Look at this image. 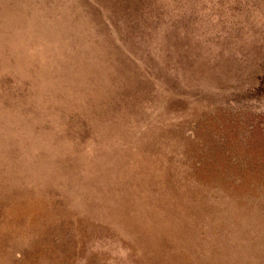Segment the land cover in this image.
Listing matches in <instances>:
<instances>
[{
    "label": "rangeland",
    "instance_id": "obj_1",
    "mask_svg": "<svg viewBox=\"0 0 264 264\" xmlns=\"http://www.w3.org/2000/svg\"><path fill=\"white\" fill-rule=\"evenodd\" d=\"M86 34L87 36H85ZM90 43L92 44L90 45L91 47L89 46ZM0 50H3V54H5L2 55L0 52V112H5L4 115L7 114L6 117H4L3 114L0 113V122H4L9 130L12 128L11 132L9 131L6 133L8 131L6 126L0 123V132L2 134L0 136V218L1 215L2 219L4 218V220L0 219L3 223V226L1 223L3 228H0V233L2 234H0V243H2V247L0 244L1 264H8V262L10 264H30L31 260L33 261H31V264H44V258H47V260H44L45 264H48L50 257L53 258V256L54 258L52 260L50 259V263L52 264H54V259L57 260H55V264H60V262L62 264H85L86 262L87 264H94V261H97L95 264H109L111 263L110 261H113L111 258L112 256L115 261L111 264H161L160 262H164V264H185V260H188L187 264H216L218 260L219 262H217V264H242L244 262V264H264V216H262L264 215V210H262L264 209V0H0ZM18 60L20 61L19 63L17 62ZM16 63L18 65H15ZM24 64L28 65H25L26 69L23 68ZM25 70L27 72H25ZM35 72H37V74H35ZM26 79L31 85L26 84ZM46 79L50 84H47L48 82ZM23 80L25 82H23ZM33 80H35L36 83ZM34 83L35 87L37 86L36 88L34 87ZM40 84H42L41 86L43 89H41ZM45 84L48 85L47 88L44 86ZM38 85L40 89H37L39 87ZM55 85L56 87H52ZM22 86L26 90H23ZM60 86H62V88H60ZM55 89L57 93L53 92ZM58 89L59 91L61 90V92L57 91ZM15 91L17 93L21 91L22 93L20 94L22 95L18 94V96L17 93L15 94ZM92 91L97 94H92ZM29 92L33 95L27 96ZM36 93L39 94L41 100L38 95H35ZM54 93H56L55 96ZM79 93L80 95L77 96ZM87 95L89 103L85 102ZM3 96L5 99H2ZM25 96L29 98L31 96L30 100ZM48 96L50 98H48ZM35 97L39 99L37 100ZM78 97H81V99ZM25 98L27 100H25ZM14 99L17 104L13 103L11 106L9 105L10 107L4 105L5 102L11 104L9 101L12 100V102H14ZM23 100L25 101L23 102ZM34 100H37L36 102L38 103L36 107L38 108L35 107L36 102L34 103ZM47 100H49L50 103H47ZM75 100L78 102L81 101V103L75 102ZM71 101H73L72 104ZM95 102L97 106L94 104ZM63 103H65V105ZM66 103L68 105L70 104L69 107L74 108V111L70 108L68 109ZM73 103L75 105H73ZM76 104L78 106L74 107ZM14 107H16L17 110ZM33 108L36 109V111H34ZM9 109L11 113L8 114L6 112H9ZM46 110L47 112H45ZM68 110L73 113L69 112L73 116L68 115ZM75 110L79 113L77 112V114ZM13 112L17 117L16 119L13 118L15 116H12ZM27 112L30 113L27 115ZM88 112L90 114H88ZM18 114H21L22 117L18 116ZM35 116H37V119ZM76 116H79L76 120L82 118L83 120H81L83 123L79 120L76 121L72 119V117L75 118ZM2 117H4V119L8 118L2 120ZM23 117L27 120L25 121ZM11 118H13V121H11ZM19 120L23 121L20 122ZM62 120H65L64 122L66 124H64V122L62 123ZM5 121L9 123V125ZM37 121L43 124L40 128L39 126L41 124L39 122L37 123ZM71 122L75 124L76 127L71 126ZM77 124H82V126L78 125L77 127ZM107 124L110 127L109 130L106 128L108 127ZM2 125H4L3 128L5 127V129L1 131ZM11 125L13 127H11ZM14 126L21 131L17 132ZM23 127L24 129L22 130ZM60 127H62L64 131H62ZM80 127H83L82 130ZM86 127L89 129L88 131ZM114 127H116V129ZM67 128L71 129L73 135L70 129L68 131ZM13 129L15 131H13ZM25 129H30L32 131L30 132L29 130L28 132ZM74 129L75 131H73ZM5 130L7 131L5 132ZM49 130L50 133H48ZM83 130L85 134H82L84 133ZM116 130L117 133L115 132L116 135H114V131ZM44 131L48 132L45 133ZM80 131H82V133ZM53 132L54 135L52 136ZM88 132L92 134L93 132H97L95 135H98L95 138L94 135L92 136L90 133L91 135L88 137L86 134ZM10 133L14 134L10 136ZM31 133L34 134L32 135ZM3 135L4 137L6 135V137L2 138ZM48 135L50 136L48 137ZM68 135L69 137H67ZM82 135H84L83 138H80V140L77 139L79 138L78 136L82 137ZM61 136L63 139L60 140L59 138H61ZM114 136L118 137L119 143ZM122 136L127 137L124 138ZM51 137L53 138L51 139ZM93 137L98 140L97 143H95L96 140L94 141ZM128 137L131 139H129L130 141L128 140L129 144L126 140ZM66 138L70 140L66 141ZM121 138H123V140ZM57 139L58 141H56ZM106 140L112 145L110 143L108 144ZM67 142L69 146H66V144H68ZM101 143H103L104 146L103 144L100 146ZM71 145L74 149L78 147L80 151L79 154L78 150L75 151L77 148L75 150L71 149L72 152L69 151V149L72 148ZM91 145H93V148ZM96 145L99 146H97V149ZM105 145L108 148H105ZM109 145L111 149H109ZM86 146L89 147V149L86 148ZM123 146L126 147L122 148ZM167 146L170 148L168 149ZM68 147L70 148L68 149ZM83 147L85 149H83ZM102 148L104 153L102 152ZM119 148H122L121 151L124 149V151L120 152ZM161 148L166 149L163 150ZM86 149L88 154L89 152L93 153H90L88 156ZM118 150L119 153L122 154L119 155ZM125 150L128 152L127 155L125 154ZM171 150H173L172 154ZM73 151L76 153L74 152L73 154ZM106 151L109 153H106ZM165 151L169 152L166 153ZM190 151L192 153H190ZM82 152L83 154H81ZM112 153L113 155L116 153L115 155L118 156V158L115 155L113 156ZM159 153L160 155L163 153V156L160 157ZM181 153L183 158L181 157ZM80 154L84 155V157H81ZM97 154H101L100 156L102 157L103 155V157L101 158ZM170 154L173 157L176 155V157L173 158ZM36 155L39 156L37 157ZM71 155L72 157H70ZM58 156L60 161L56 158ZM77 156L78 160L75 162L73 157L77 159ZM85 156H87V158ZM119 156L124 157V159H126L127 156V158H130L122 161L123 158H119ZM139 156H141V158ZM193 157L197 159L193 160ZM39 158L41 160H39ZM82 158L85 161H83ZM99 158L100 160H98ZM198 158L203 160L201 161ZM30 159L34 160V162L31 163L32 160L30 161ZM86 159H92L91 161L94 163L88 166L91 161L87 160V162ZM95 159H97V161ZM134 159L136 160L134 161ZM141 159H145L143 161L144 164L143 162L141 163ZM47 160H51V162ZM146 160L149 162V169H147L148 165ZM155 160L157 162L159 160L160 163L158 164ZM78 161L79 163L76 165ZM132 161L135 162V165ZM71 162H73V165ZM44 163L48 167L44 166ZM118 164H124L121 167L123 169L119 168L120 165L118 166ZM129 164H132L130 165V170L127 168ZM35 165L37 166V171ZM57 165L62 168L64 167L65 171L64 168L62 169ZM140 165L144 166L141 167ZM162 165H165V167ZM166 165L168 166L166 167ZM173 166L179 169L176 168L177 170H175ZM93 167H95V169H93ZM41 168L43 169L41 170ZM91 168L95 170V172L90 170ZM98 168L100 171H103L101 172L102 174L98 172ZM180 168L182 170H180ZM135 169H138V171ZM163 169L164 171H162ZM57 170H60V172ZM78 170L81 172L79 176L76 172ZM112 170H114L115 173L111 172ZM119 170L123 171L120 172ZM150 170L154 171L150 172ZM157 170L160 173H158ZM55 171L57 172L55 173ZM124 172L127 175L129 174V176L125 175V177H128L127 179L122 175ZM136 172H140L141 174L139 175ZM51 173H54L56 177L61 175L63 177L61 178V183L59 180L56 181L57 178H55V176L54 178L53 176L50 177L52 175ZM118 173L119 176L121 175V180L123 179L122 181L124 184L119 180L120 177L117 176ZM130 173L132 174L130 175ZM96 174L99 175L97 176ZM136 174L138 175L135 176ZM199 175L200 177H198ZM93 176L96 177L94 178ZM111 176H113V178ZM97 177H100V179H97ZM136 177L139 179L137 180ZM141 178L144 179L142 180ZM162 178L163 180L161 181ZM46 179L50 180V182L48 183ZM191 179L193 181H191ZM127 181L131 182H129L130 185ZM214 181L216 183H214ZM134 182H136V184ZM90 183L94 185L92 186ZM105 183H107L106 186ZM196 183L197 187L195 185ZM203 183L207 187H204ZM220 183L222 185H220ZM83 184L85 185L83 186L84 188L81 187ZM149 184L152 188L154 186V189H152ZM56 185L57 187H55ZM90 186H92V189ZM104 186L107 190H105ZM130 187L134 189L132 193H130ZM145 187L147 190L148 188L150 190L146 191ZM156 187L161 189L162 192L156 190ZM78 188H80L79 191L87 192H79L77 190ZM113 188L116 191L119 190V192L113 193ZM125 188L128 190H125ZM192 188L196 190H194V193L192 191L193 194L191 193L190 196L189 192H191L190 190H192ZM202 188L204 190H201ZM209 188L211 189L209 190ZM48 189L51 190H49L51 195L48 194ZM136 189L139 191L135 192ZM140 189L142 190L140 191ZM170 189H172L171 191L174 195H170ZM233 189H235V191ZM54 190L56 192H54ZM92 190L96 192L92 193ZM145 191L146 193L144 195ZM165 191L166 193H164ZM206 191H209V193L207 194ZM106 192L110 193L112 197ZM120 192L124 193L120 194ZM200 192L201 194H199ZM210 192L213 193V196ZM77 193L79 196L75 195ZM86 193L88 198L85 196ZM98 193H101V195L99 196ZM158 193L162 197L161 199L159 195H157ZM163 193L165 195H162ZM215 193L218 198L216 195L214 196ZM80 194L84 196L82 197ZM91 194L94 198H91ZM130 194H132V196ZM194 194H196L195 197H193ZM41 195L44 196V199L41 198ZM52 195H59L56 196L58 199L56 197L53 198ZM143 195L147 199L145 197L142 199ZM168 195H170L169 198H167ZM182 195H186V197ZM49 196H52L53 200L50 197L52 201ZM101 196L105 197H103L104 200L103 198L101 199L102 202L98 199ZM140 196L142 198H139ZM164 196L166 199H163ZM209 196L210 198H208ZM107 197L111 202H105ZM131 197L132 199H130ZM191 197H193L195 201L197 200L196 205ZM126 198L129 199L127 200ZM134 198L135 200H133ZM237 198H239V200ZM256 198L257 200H255ZM116 199H120V206ZM159 199L161 202H158ZM185 199L187 201L183 204ZM217 199L220 203L217 202ZM43 200L48 201L46 203V201ZM189 200L192 203H189ZM49 201L52 203L47 207ZM167 201L171 202L169 203ZM78 203L80 205H78ZM197 203L201 205L197 206ZM59 204L61 206H59ZM63 204L65 209L63 208ZM98 204L101 205L98 206ZM111 204L115 205L113 206L116 207V209L113 208L115 211L118 210V213L120 212L119 215H116V212L111 208ZM174 204L176 207H174ZM210 204L214 205L211 206ZM248 205H252V207L248 208ZM39 206H42V208H39ZM55 206L60 207L58 208L60 210L58 211ZM96 206L101 209L96 208ZM191 206H193V208ZM214 206H216V208ZM243 206L245 207L243 208ZM34 207L37 208H35L36 211ZM147 207L148 211L146 210ZM164 207L166 208L164 209L166 212L163 210ZM168 207L172 210L169 211L170 208ZM190 207L193 209L192 211ZM208 207H212L213 210ZM71 208L72 210H70ZM75 208L78 209V211H76ZM157 208H159V210ZM255 209H257L258 212L253 211ZM93 210H97L100 214L96 211L93 212ZM131 210L133 213H130ZM153 210L159 212L156 213ZM27 211L29 213L32 212L29 217ZM175 211L178 214H176ZM182 211H184V213H182ZM237 211L238 213L236 214ZM79 212L81 213L79 214ZM82 212L85 213L86 216H90V213H92L95 217L90 216V218H88L85 216L84 219V214ZM144 212L148 214L147 218L149 216L147 220ZM217 212L218 214H216ZM231 212H233V215H231ZM101 213L102 216H105H100ZM244 213L247 217L244 216ZM256 213L259 215L262 213L260 215L262 218L259 215L257 216ZM19 214L21 216H19ZM97 214L100 216V219L98 218L99 223L96 219L98 217L96 216ZM107 214L109 215L107 216ZM112 214L115 217L113 220L111 219L113 217ZM172 214L173 216H171ZM182 214H184V217ZM36 215L37 217L40 215L42 218H37ZM109 217L112 223L115 221V226L111 221L107 222ZM166 217H168V220ZM181 217L185 221H183ZM172 218L174 219L173 222L175 225L171 224ZM41 219L42 221H40ZM78 219L81 221L83 219L84 222L82 221V223L84 225L80 223ZM260 219L262 221H259ZM88 220H93V222L89 221L88 223ZM118 220L123 223L121 229L119 227L121 224ZM254 220L255 222H253ZM187 221L189 222L186 223ZM198 221L200 222L198 223ZM258 221L260 226L257 224ZM18 222L20 224H17ZM101 222L102 226L100 227ZM223 222L227 223V226L223 224ZM94 223L97 225H94ZM7 224L8 227L5 230ZM24 224L30 225H27V227ZM78 224L81 226L79 227ZM118 224L120 225L118 226ZM165 224L168 226L171 224L173 227L169 226V230L168 226ZM221 224L226 227L224 228ZM19 225L21 227H17ZM123 225L125 227H123ZM174 226L178 229H175L176 227ZM232 226L234 227L232 228ZM110 227L114 230H111ZM182 227L184 230L181 229ZM8 228L11 231H8ZM14 228L17 230H14ZM34 228H37V230ZM122 228L125 230L123 231L124 233L121 234ZM99 229L103 231L104 229L105 231L110 229V231L106 232L107 235H105V231L103 232ZM34 230L39 234L35 233ZM94 230L103 232V237L101 236L102 233ZM174 230L175 233L173 232ZM210 230L212 232H209ZM229 230L231 231L230 233ZM42 231L44 233L43 235ZM111 231H113V234H111ZM115 231L117 233H115ZM13 232L15 234H13ZM91 232L93 234L90 235ZM191 232L194 235L189 234L191 236L190 238L187 233ZM99 233L101 238H104V235L109 237L104 238L108 245L107 243H103L102 245L104 239H102L103 241L101 243L99 242ZM118 233L120 235L116 237L117 241L120 239L119 242H117L115 238V234L118 235ZM176 233L178 235H176ZM8 234L11 235L10 237L13 235L15 237H12L10 240ZM86 234H89L90 237H94L98 242L94 240V238L92 239V237H87ZM128 234H130V236L132 235L131 238ZM179 234L182 237L185 235L186 238L184 237L182 241ZM110 235H114V237H110ZM133 235L139 239L133 237ZM170 235H175L179 238L175 236L171 237ZM80 236H82V239ZM147 236H149L150 239L152 238V240ZM121 237H123V239H121ZM162 237L164 238L162 239ZM84 238L94 240V244L92 243L89 248L88 244L92 242V240L89 241L87 239L88 241L86 240L85 244L83 243ZM113 238L115 239L113 240ZM132 238L137 241L135 242ZM194 238H196V240ZM209 238L213 240L209 241L211 240ZM251 238L252 240H250ZM168 239H171V241ZM189 239L192 244L189 242ZM158 240L160 241L158 242ZM202 240L206 241H204L205 244L202 243ZM5 241L6 245H4ZM95 241L97 244H95ZM108 241L111 243L109 244ZM177 241H181L182 246L179 242L175 244ZM236 241L238 242L234 243ZM24 242L28 244H24ZM156 243L157 245H153ZM55 244L57 248L54 247ZM189 244H191V247H188ZM193 244L196 245L194 246ZM203 245L204 248H202ZM47 246L50 248L47 249ZM63 246L67 248L65 251H63ZM141 246L142 248H140ZM144 246H148V250ZM161 246L163 248H160ZM174 246L179 249H176V251ZM143 247L144 252L140 251ZM108 248H110L111 252H108ZM166 248H168V251H165ZM54 249L58 251L55 252ZM97 249L98 252L100 251L99 255H97ZM51 250L55 253L51 252ZM105 250L108 254L105 253ZM154 250L157 252H154ZM101 252L105 254H101ZM139 252L140 254H138ZM145 252H148V259H146L149 262L145 260ZM57 253L60 254L61 257L58 256ZM162 253L164 256L168 253L172 254H169L170 257L169 255L163 257ZM42 254H44L43 258L41 257ZM106 254L108 256H106ZM114 255L116 256L114 257ZM156 255H158V258L162 259L163 257L164 259L160 260L156 258ZM171 255L174 256V258H171ZM109 256L111 257L109 258ZM176 256L179 257L177 258ZM4 257L7 261H4ZM36 257H39V259ZM151 257L153 259H151ZM167 257L171 258V260ZM8 258H10L11 261H9L10 259L8 260ZM18 258L20 260H18ZM183 258L185 260H183ZM247 258H250V261H247ZM103 259L105 261H103ZM174 259L178 260L175 261ZM200 259L202 261H200ZM25 260L26 263L24 262ZM41 261H43V263Z\"/></svg>",
    "mask_w": 264,
    "mask_h": 264
},
{
    "label": "bare ground",
    "instance_id": "obj_2",
    "mask_svg": "<svg viewBox=\"0 0 264 264\" xmlns=\"http://www.w3.org/2000/svg\"><path fill=\"white\" fill-rule=\"evenodd\" d=\"M87 33H88V32H87ZM90 34H91V33H90ZM90 34H89V35H90ZM85 36H87V34H86ZM85 36H84V37H85ZM90 36H92V35H90ZM90 36H89V37H90ZM86 38H87V37H86ZM86 38H85V39H86ZM94 39H95V37H94ZM88 41H89V40H88ZM92 41H93V40H92ZM94 43H95V42H94ZM90 45H92V44L90 43L89 46H90ZM89 46H88V47H89ZM90 47H91V46H90ZM3 49H5V48H3ZM89 49H90V48H89ZM97 49H98V48H97ZM87 51H88V50H87ZM0 52H1L2 55H5V54H3V50H2V51L0 50ZM85 52H86V51H85ZM90 52H91V51H90ZM88 53H89V52H88ZM99 53H100V52H99ZM6 57H7V56H6ZM1 58H2V57H1ZM12 58H14V57H12ZM19 59H20V58H19ZM12 60H13V59H12ZM20 60H21V59H20ZM17 62L19 63L20 61L18 60ZM22 63H23V62H22ZM9 64H10V63H9ZM15 65H18V64L16 63ZM25 65H26V64H24V67H23V68H25ZM20 66H21V64H20ZM22 66H23V64H22ZM26 66H28V65H26ZM9 67H10V66H9ZM11 67H12V66H11ZM197 67H198V66H197ZM197 67H196V68H197ZM15 68H16V67H15ZM7 69H11V68H7ZM25 69H26V68H25ZM10 71H13V70H10ZM176 71H177V70H176ZM25 72H27V71L25 70ZM33 74H34V73H33ZM35 74H37V72H35ZM31 76H32V75H31ZM34 77H36V76H34ZM19 79H20V78H19ZM34 79H36V78H34ZM16 80H17V79H16ZM24 80H25V79H24ZM24 80H23V82H25ZM46 80H47V79H46ZM33 81L36 83L35 80H33ZM21 82H22V81H21ZM26 82H27V79H26ZM29 82H30V81H29ZM38 82H39V81H38ZM38 82H37V83H38ZM47 82H48V80H47ZM47 82H46V83H47ZM31 83H32V82H31ZM35 83H34V87H35ZM40 83H41V81H40ZM96 83H97V82H96ZM26 84H30V83L27 82ZM32 84H33V83H32ZM43 84H44V83H43ZM47 84H50V83L48 82ZM47 84L44 85L46 88H47V86H48ZM30 85H31V84H30ZM41 85H42V84H40V86H41ZM58 85H59V84H58ZM60 85H61V84H60ZM62 85H63V84H62ZM38 86H39V85H38ZM40 86H39L37 89H40ZM49 86H51V85H49ZM65 86H66V85H65ZM32 87H33V86H32ZM32 87H31V88H32ZM36 87H37V86H36ZM36 87H35V88H36ZM52 87H56V85H55V86H52ZM52 87H48V88H52ZM22 88H23V86H22ZM26 88H27V87H26ZM46 88H45V90H46ZM60 88H62V86H60ZM76 88H77V87H76ZM41 89H43L42 86H41ZM23 90H26V89L23 88ZM23 90H22V92H23ZM45 90H43V91H45ZM49 90H50V89H49ZM51 90H54V89H51ZM65 90H66V88H65ZM17 91H18V90H17ZM27 91H28V88H27ZM29 91H30V90H29ZM35 91H36V90H35ZM43 91H41V92L44 93ZM57 91H59V89H58ZM62 91H63V90H62ZM95 91H96V90H95ZM97 91H98V90H97ZM22 92L20 91L19 93H17V92L15 91V94L17 93V95H18V94H19V95H22V94H20V93H22ZM24 92H25V91H24ZM30 92H31V91H30ZM30 92L27 94V96H29V95H33V94H31L32 92H31V93H30ZM33 92H34V90H33ZM36 92H37V91H36ZM49 92H50V91H49ZM53 92H56V89H55V91H53ZM53 92H52V93H53ZM59 92H61V90H60ZM88 92H89V91H88ZM52 93H51V94H52ZM56 93H57V92H56ZM56 93H54V96L56 95ZM100 93H101V92H100ZM7 94H8V93H7ZM23 94H24V93H23ZM25 94H26V93H25ZM40 94H41V93H40ZM92 94H97V93H94V91H92ZM19 95H18V96H19ZM35 95H36V96L38 95V97H39V94H38V93H36ZM35 95H34V96H35ZM52 95H53V94H52ZM78 95H80V93L77 94V96H78ZM88 95H89V94H88ZM88 95H87V97L85 98V99H86L85 102H88ZM9 96H10V95H9ZM9 96H8V97H9ZM27 96H25V97H27ZM44 96H45V94H44ZM6 97H7V95H6ZM10 97H12V96H10ZM38 97H37V98L35 97V99L38 100V99L40 98V97H39V98H38ZM73 97H74V96H73ZM81 97H82V96H81ZM81 97H78V98L81 99ZM94 97H95V96H94ZM96 97H98V96H96ZM15 98H18V97H15ZM22 98L24 99L23 96H22ZM22 98H20V99H22ZM27 98H29V97H27ZM30 98H31V96H30ZM30 98H29L28 100H30ZM45 98H47V97H45ZM48 98H50V97L48 96ZM83 98H84V97H83ZM89 98H90V97H89ZM2 99H5L4 96H3ZM9 99H10V98H9ZM11 99H12V98H11ZM20 99H19V100H20ZM58 99H59V98H58ZM70 99H71V98H70ZM12 100H13V99H12ZM12 100L9 101V102H11V104H9V103L7 104V103L5 102L4 105H5V106H6V105H8V106L10 105V106H11L13 103L16 102L15 99H14V102H12ZM25 100H27V99L25 98ZM25 100H23V102H24ZM32 100H33V97H32ZM32 100H31V101H32ZM37 100H36V101H37ZM40 100H41V98H40ZM50 100H51V99H50ZM76 100H78V99H76ZM76 100H75V102H78V101H76ZM92 100H93V99H92ZM20 101H21V100H20ZM20 101H19V102H20ZM36 101L34 100V103H35ZM47 101H48L47 103H50L49 100H47ZM83 101H84V100H83ZM89 101H90V100H89ZM1 102H2V101H1ZM17 102H18V100H17ZM21 102H22V101H21ZM72 102H73V101H71V104H72ZM79 102L81 103V101H79ZM79 102H78V103H79ZM90 102H91V101H90ZM25 103H27V102H25ZM28 103H29V102H28ZM30 103L33 104L32 102H30ZM37 103H38V102L35 103V104H36L35 107L37 106ZM59 103H60V101H59ZM88 103H89V102H88ZM2 104H3V103H2ZM15 104H17V103H15ZM19 104H20V103H19ZM22 104H24V103H22ZM22 104H21V105H22ZM63 104L65 105V103H63ZM66 104H67V103H66ZM85 104H87V103H85ZM94 104L97 106V103H96V102H95ZM48 105H49V104H48ZM48 105H47V106H48ZM60 105H61V103H60ZM69 105H70V104H69ZM69 105H68V104L66 105V106H68L67 108H68V109L70 108L72 111H74V110H73L74 108L69 107ZM73 105H75V104L73 103ZM82 105H83V104H82ZM0 106H1V104H0ZM10 106H9V107H10ZM23 106H24V105H23ZM77 106H78V105L76 104V106H74V107H77ZM33 107H34V106H33ZM35 107H34V108H35ZM72 107H73V106H72ZM82 107H83V106H82ZM0 108H1V107H0ZM5 108H7V107H5ZM14 108H16V107H14ZM34 108H33V109H34ZM36 108H38V107H36ZM2 109H3V108H2ZM33 109H32V110H33ZM4 110H5V109H4ZM16 110H17V108H16ZM19 110H20V109H19ZM29 110H31V109H29ZM47 110H48V109H47ZM47 110H46L45 112H47ZM92 110H93V109H92ZM92 110H91V111H92ZM98 110H99V109H98ZM5 111H7V110H5ZM26 111H27V109H26ZM34 111H36V109H34ZM75 111H76V110H75ZM79 111H80V110H79ZM15 112H16V111H15ZM17 112H19V111H17ZM24 112H25V111H24ZM48 112H49V111H48ZM69 112H70V111L68 110L67 113H69ZM77 112H78V111H76V113H77ZM98 112H99V111H98ZM0 113H2L4 117H6V115H7V114L4 115L5 112H4V113H3V112H0ZM6 113H8V114L11 113V112H10V109H9V112H6ZM21 113H22V112H21ZM28 113H30V112H27V115H28ZM70 113H72V112H70ZM70 113H69L68 115L73 116V115H72L73 113H72V114H70ZM74 113H75V112H74ZM78 113H79V112H78ZM78 113H77V114H78ZM81 113H82V112H81ZM84 113H85V112H84ZM2 114H1V115H2ZM25 114H26V113H25ZM25 114H24V116H25ZM88 114H90V113L88 112ZM16 115H17V114H16ZM36 115H37V112H36ZM64 115H65V113H64ZM68 115H67V117H68ZM74 115H76V114H74ZM83 115H84V114H83ZM12 116H15V115H14V112L12 113ZM18 116L22 117L21 114H18ZM81 116H82V114H81ZM4 117H2V120H6V119L8 118V117H7L6 119H4ZM30 117H31V115H30ZM30 117H29V118H30ZM77 117H79V116H76L75 118L72 117V119H75V120H76ZM82 117H83V116H82ZM86 117H87V116H86ZM86 117H85V118H86ZM13 118L16 119L17 117L15 116V117H13ZM13 118H11V119H12L11 121H13ZM23 118H24V117H23ZM27 118H28V117H27ZM31 118L33 119V117H31ZM35 118L37 119V116H35ZM35 118H34V119H35ZM64 118H65V117H64ZM83 118H84V117H83ZM88 118H89V117H88ZM103 118H104V117H103ZM18 119H19V117H18ZM20 119H21V118H20ZM24 119H25V121L27 120L26 118H24ZM62 119H63V118H62ZM68 119H69V118H68ZM81 119H82V118H81ZM81 119H80V120L77 119V120H79V121L82 122L83 119H82V120H81ZM101 119H102V118H101ZM57 120H58V119H57ZM75 120H74V121H75ZM77 120H76V121H77ZM102 120H104V119H102ZM7 121H8V120H7ZM17 121H18V120H17ZM19 121L21 122V121H23V120H19ZM64 121H65V120H62V123H63ZM68 121H71V120H68ZM85 121H86V119H85ZM5 122H6V121H5ZM8 122H9V121H8ZM20 122H19V123H20ZM38 122L41 124L40 121H37V123H38ZM43 122H44V121H43ZM45 122H46V121H45ZM60 122H61V121H60ZM81 122H79V123H81ZM101 122H103V121H101ZM0 123L4 124V125L6 126V124H5L4 122H0ZM6 123H7V122H6ZM9 123H10V122H9ZM9 123H7V124L9 125ZM15 123H16V122H15ZM15 123H14V124H15ZM17 123H18V122H17ZM23 123H24V122H23ZM25 123H26V122H25ZM69 123H70V122H69ZM75 123H76V122H75ZM82 123H83V122H82ZM85 123H86V122H85ZM89 123H90V122H89ZM99 123H100V121H99ZM104 123H105V121H104ZM106 123H108V122H106ZM64 124H66V123L64 122ZM64 124H63V125H64ZM71 124H72V122H71ZM87 124H88V123H87ZM87 124H86V125H87ZM92 124H93V123H92ZM108 124H109V123H108ZM108 124H107V125H108ZM4 125L1 126V127H2L1 131L5 129V127L3 128ZM36 125H39V124H36ZM42 125H43V124H41V125L39 126V128H40ZM56 125H57V123H56ZM78 125H81V126H82V124H77V127H78ZM86 125H85V126H86ZM89 125H90V124H89ZM71 126H73V127L75 126V127H76L75 124H72ZM110 126H111V125H110ZM11 127H13V126L11 125ZM11 127H10V128H11ZM33 127H35V126H33ZM43 127H44V126H43ZM62 127H63V126H62ZM62 127H60V129H61ZM64 127H65V126H64ZM66 127H67V126H66ZM91 127H92V125H91ZM6 128H7V126H6ZM80 128H81V127H80ZM82 128H83V127H82ZM82 128H81V130H82ZM106 128H108L107 130H109V128H110L109 125H108V127H106ZM114 128L116 129V127H114ZM114 128H113V129H114ZM14 129H16L17 132H18V131H21V130H18L15 126H14ZM14 129H13V131H15ZM20 129H21V128H20ZM23 129H24V127L22 128V130H23ZM30 129H31V128H30ZM30 129H29V130H30ZM34 129H35V128H34ZM54 129H55V128H54ZM54 129H52V130H54ZM58 129H59V128H58ZM64 129H65V128H64ZM67 129H68V131H69L70 128H67ZM78 129H79V128H78ZM86 129H87V127H86ZM7 130H8V131H7ZM7 130H5V132L7 131L6 133H8L9 131L11 132L12 128H11V130H9V129L7 128ZM25 130H27V129H25ZM29 130H27V131L29 132ZM76 130H77V129H76ZM84 130H85V129H84ZM84 130H83V132H84ZM88 130H89V129H87V131H88ZM31 131H32V130H30V132H31ZM62 131H64L63 128H62ZM73 131H75V129H74ZM44 132H45V131H44ZM47 132H48V131H46L45 133H47ZM51 132H52V131H51ZM70 132H71V129H70ZM80 132L82 133V131H80ZM109 132H110V131H109ZM111 132H112V131H111ZM115 132L117 133V130L114 131V135H116ZM6 133H5V134H6ZM15 133H16V132H15ZM22 133H26V132H22ZM48 133H50V130H49ZM90 133H91V132H90ZM90 133H89V132L86 133L88 137H89V135L92 134V133H91V134H90ZM96 133H97V132H93V134H92V136L94 135L95 138H96L97 135H98V134L95 135ZM107 133H108V132H107ZM11 134L13 135L14 133H10V136H11ZM16 134H17V133H16ZM20 134H21V133H20ZM20 134H18V135H20ZM31 134L33 135L34 133H31ZM51 134H52V133H51ZM67 134H70V133H67ZM71 134H72V132H71ZM82 134H85V132L82 133ZM108 134H110V133H108ZM1 135H2V134H1V132H0V136H1ZM53 135H54V132H53L52 136H53ZM72 135H73V134H72ZM72 135H71V136H72ZM29 136H30V135H29ZM42 136H46V135H42ZM49 136H50V135H48V137H49ZM56 136H57V134H56ZM64 136H65V135H64ZM83 136H84V135H82V137L78 136L79 138H77L76 136H74V137H76L77 139L80 140V138H83ZM127 136H128V135H127ZM127 136H126V137H127ZM5 137H6V135H5ZM5 137H4V135H3L2 138H5ZM12 137H13V136H12ZM12 137H11V138H12ZM67 137H69V135H68ZM94 137H93V138H94ZM114 137H115V136H114ZM122 137H124V136H122ZM126 137H124V138H126ZM9 138H10V137H9ZM9 138H8V139H9ZM14 138H16V137H14ZM17 138H18V137H17ZM52 138H53V137H51V139H52ZM72 138H73V137H72ZM72 138H71V140H72ZM76 138H75V139H76ZM95 138H94V141L96 140L95 143H97L98 140L95 139ZM115 138H117V141H118V137H115ZM55 139H56V138H55ZM59 139H60V140L63 139L62 136H61V138H59ZM86 139H88V138H86ZM121 139L123 140V138H121ZM129 139H130L129 137H128V139H126L127 142H128V144H129V141L131 140V139H130V140H129ZM0 140H1V139H0ZM2 140H3V139H2ZM67 140H70V139H69V138H68V139L66 138V141H67ZM107 140H108V139H107ZM107 140H106V142L109 144L110 142L107 141ZM122 140H121V141H122ZM126 140H125V141H126ZM128 140H129V141H128ZM56 141H58V139H57ZM62 141H63V140H62ZM62 141H61V142H62ZM82 141H83V139H82ZM91 141H92V140H91ZM103 141H104V140H103ZM2 142H3V141H2ZM64 142H65V141H64ZM87 142H88V141H87ZM106 142H105V143H106ZM115 142H116V141H115ZM115 142H113V143H115ZM123 142H124V141H123ZM132 142L134 143L133 140H132ZM132 142H130V143H132ZM67 143H68V142H67ZM81 143H82V142H81ZM89 143H91V142H89ZM103 143H104V142H103ZM103 143H101L100 146H101ZM107 143H106V145H107ZM118 143H119V141H118ZM1 144H2V143H1ZM3 144H4V142H3ZM3 144H2V145H3ZM60 144H61V143H60ZM110 144H111V143H110ZM72 145H73V144H72ZM72 145H71V146H72ZM106 145H105V148L107 147ZM111 145H112V144H111ZM115 145H116V144H115ZM117 145H119V144H117ZM120 145H123V144H120ZM66 146H69V143L66 144ZM66 146H65V148H66ZM71 146H70V147H71ZM76 146H77V144H76ZM76 146H75V147H76ZM84 146H85V145H84ZM91 146H92V148H93V145H91ZM97 146H98V145H96V149L99 147V146H98V147H97ZM103 146H104V144H103ZM70 147H68V149H69ZM109 147H110V145H109ZM112 147H114V146H112ZM115 147H116V146H115ZM120 147H121V146H120ZM124 147H126V146H123L122 148H124ZM127 147L129 148L130 146H127ZM167 147H168V149L170 148L169 146H167ZM76 148H77V149H76ZM76 148H75V149H76V150H75V149L73 148V146H72V148H70L69 151H71V149H74L75 151H77V150H78V147H76ZM81 148H82V146H81ZM86 148L89 149V147H87V146H86ZM105 148H104V149H105ZM107 148H108V147H107ZM122 148H121V149H122ZM130 148H131V147H130ZM83 149H85V148L83 147ZM94 149H95V148H94ZM109 149H111V147H110ZM117 149H118V148H117ZM119 149H120V148H119ZM121 149H120V152H123L124 149H123L122 151H121ZM125 149H126V148H125ZM161 149L165 150L166 148H165V149H164V148H161ZM188 149H189V147H188ZM193 149H194V148H193ZM196 149H197V148H196ZM90 150H91V148H90ZM98 150H99V149H98ZM107 150H108V149H107ZM129 150H130V149H129ZM129 150H128V151H129ZM220 150H222V149H220ZM225 150H226V149H225ZM75 151H73V154H74ZM86 151H87V149H86ZM95 151H96V150H95ZM95 151H94V152H95ZM103 151H104V150H103V148H102V152H103ZM126 151H127V150H125V152H126ZM172 151H173V150H171V154H172ZM198 151H199V150H198ZM71 152H72V151H71ZM79 152H80V151L78 150V154H79ZM102 152H101V153H102ZM107 152H108V151H106V153H107ZM129 152H130V151H129ZM159 152H160V150H159ZM165 152H166V151H165ZM168 152H169V151H167L166 153H168ZM222 152H223V151H222ZM225 152H226V151H225ZM59 153H60V152H59ZM75 153H76V152H75ZM90 153H93V152H89V154H90ZM95 153H96V152H95ZM97 153H98V152H97ZM103 153H104V152H103ZM108 153H109V152H108ZM118 153H119V150H118ZM127 153H128V152H126L125 154L127 155ZM174 153H175V152H174ZM190 153H192V152L190 151ZM81 154H83V152H82ZM81 154H80V155H81ZM87 154H88V151H87ZM89 154H88V156H89ZM115 154H116V153H115ZM115 154H114V155H115ZM120 154H122V153H119V155H120ZM171 154H170V155H171ZM196 154H197V153H196ZM199 154H200V153H199ZM60 155H61V153H60ZM67 155H68V151H67ZM93 155H94V154H93ZM97 155H98V154H97ZM100 155H101V154H99L98 156H100ZM112 155H113V153H112ZM114 155H113V156H114ZM126 155H125V156H126ZM178 155H180V154H178ZM191 155H192V154H191ZM194 155H195V154H194ZM206 155H207V154H206ZM36 156L38 157L39 155H36ZM113 156H112V157H113ZM115 156H116V155H115ZM123 156H124V153H123ZM159 156L162 157V156H163V153H162L161 155H160V153H159ZM171 156H172V155H171ZM183 156H184V155H183ZM63 157H64V156H63ZM70 157H72V155H71ZM70 157H69V158H70ZM81 157H84V155H81ZM81 157H79V158H81ZM85 157L87 158V156H85ZM95 157H96V156H95ZM95 157H94V158H95ZM100 157H101V156H100ZM102 157H103V155H102ZM102 157H101V158H102ZM116 157L118 158V156H116ZM120 157H122V156H119V158H120ZM127 157H128V156H127ZM127 157H126V159H124V157H122V158H123L122 161H124V160H128V159L130 158V157H129V158H127ZM139 157L141 158V156H139ZM172 157H173V156H172ZM174 157H176V155H174ZM174 157H173V158H174ZM181 157H182V153H181ZM196 157H197V156H196ZM56 158H58V160L60 161L59 156L56 157ZM60 158H61V157H60ZM67 158H68V157H67ZM75 158H76V157H73V159H74L75 162H76V160H78V156H77V159H75ZM97 158H98V157H97ZM117 158H116V159H117ZM143 158H144V157H143ZM143 158H142V159H143ZM157 158H159V157H157ZM164 158H165V157H164ZM182 158H183V157H182ZM199 158H200V157H199ZM199 158H198V159H199ZM202 158H203V156H202ZM205 158H206V157H205ZM211 158H212V157H211ZM61 159H62V158H61ZM65 159H66V157H65ZM82 159H83V158H82ZM131 159H132V158H131ZM137 159H138V158H137ZM142 159H141V160H142ZM161 159H163V158H161ZM165 159H166V158H165ZM194 159H197V158H194V157H193V160H194ZM31 160H32V159H30V161H31ZM35 160H36V159H35ZM39 160H41V159L39 158ZM55 160H57V159H55ZM87 160L91 161L92 159H86V161H87ZM95 160L97 161V159H95ZM98 160H100V158H99ZM104 160H105V159H104ZM104 160H102V161H104ZM120 160H121V159H120ZM135 160H136V159H134V161H135ZM138 160H140V159H138ZM144 160H145V159H144ZM144 160H142L141 163H142ZM156 160H157V159H156ZM156 160H155V161H156ZM163 160H164V159H163ZM199 160H201V159H199ZM202 160H203V159H202ZM202 160H201V161H202ZM205 160H206V159H205ZM205 160H204V161H205ZM47 161H48V160H47ZM80 161H81V160H80ZM83 161H85V160L83 159ZM114 161H115V160H114ZM134 161H132V162H133V164L135 165V162H134ZM155 161H154V162H155ZM166 161H168V160H166ZM201 161H200V162H201ZM207 161H208V160H207ZM33 162H34V160L31 161V163H33ZM39 162H40V161H39ZM48 162H51V160L48 161ZM56 162H58V161H56ZM75 162H74V163H75ZM87 162H88V161H87ZM126 162H127V161H126ZM126 162H125V163H126ZM128 162H129V161H128ZM137 162H138V161H137ZM146 162H147L148 168L146 167V166H147L146 164H145V165H146L145 167H146L147 169H149V164H148L149 162H148L147 160H146ZM151 162H152V161H151ZM156 162H157V161H156ZM163 162H164V161H163ZM163 162H162V163H163ZM169 162H170V161H169ZM177 162H178V161H177ZM177 162H176V164H178ZM37 163H38V162H37ZM46 163H47V162H46ZM54 163H55V161H54ZM54 163H53V164H54ZM71 163H72V165H73V162H71ZM78 163H79V161L76 163V165H77ZM92 163H94V162L91 161V163H89L88 166H90V164H92ZM138 163H139V162H138ZM141 163H139V164H141ZM152 163H153V162H152ZM157 163H158V164L160 163L159 160H158ZM127 164H128V163H127ZM143 164H144V162H143ZM163 164H165V163H163ZM172 164H173V162H172ZM180 164H181V163H180ZM33 165H34V164H33ZM33 165H32V166H33ZM54 165H55V164H54ZM119 165H120V164H118V166H119ZM123 165H124V164H123ZM123 165H120L119 168H121ZM130 165H132V164H129V165H128V167H127L128 169L131 167ZM137 165H138V164H137ZM155 165H156V164H155ZM155 165H154V166H155ZM174 165H175V164H174ZM178 165H179V164H178ZM194 165H195V164H194ZM197 165H198V164H197ZM205 165H206V164H205ZM35 166H36V165H35ZM44 166H46L45 163H44ZM57 166H58V165H57ZM57 166H56V167H57ZM80 166H81V165H80ZM96 166H97V164H96ZM100 166H101V165H100ZM104 166H105V165H104ZM104 166H103V167H104ZM126 166H127V165H126ZM140 166H141V165H140ZM143 166H144V165H143ZM143 166H141V167H143ZM154 166H153V167H154ZM162 166L165 167V165H162ZM167 166H168V165H166V167H167ZM245 166H246V164H245ZM38 167H39V163H38ZM46 167H48V166H46ZM51 167H53V166H51ZM58 167H60V166H58ZM81 167H82V166H81ZM84 167H86V166H84ZM101 167H102V166H101ZM112 167H113V165H112ZM164 167H163V168H164ZM170 167H171V166H170ZM179 167H180V165H179ZM189 167H190V166H189ZM39 168H40V167H39ZM60 168H62V167H60ZM60 168H59V169H60ZM63 168H64V167H63ZM63 168H62V169H63ZM72 168H73V166H72ZM72 168H71V169H72ZM88 168H90V167H88ZM96 168H97V167H96ZM117 168H118V167H117ZM119 168H118V169H119ZM135 168H138V167H135ZM146 168H145V169H146ZM156 168H157V165H156ZM171 168H172V167H171ZM173 168H174L175 170L179 169V168H177V167H176V168H177V169H176L174 166H173ZM42 169H43V168H41V170H42ZM56 169H57V168H56ZM80 169H81V168H80ZM93 169H95V167H93ZM93 169L91 168L90 170H93ZM101 169H102V168H101ZM111 169H112V168H111ZM121 169H123V168H121ZM138 169H139V168H138ZM138 169H135V170L138 171ZM153 169H154V168H153ZM195 169H196V168H195ZM69 170H70V169H69ZM87 170H88V169H87ZM98 170H99V168H98ZM102 170H104V169H102ZM129 170H130V169H129ZM143 170H144V169H143ZM180 170H182V169L180 168ZM36 171H37V166H36ZM57 171L60 172V170H57ZM57 171H55V173H56ZM64 171H65V168H64ZM64 171H63V172H64ZM73 171H74V169H73ZM93 171L95 172V170H93ZM119 171L121 172V171H123V170H119ZM133 171H134V169H133ZM139 171H140V170H139ZM152 171H154V170H150V172H152ZM157 171H158V170H157ZM162 171H164V169H163ZM71 172H72V171H71ZM76 172H77L78 176L81 175V172H79V170L76 171ZM98 172L101 173V172H103V171H100V170H99ZM104 172H105V171H104ZM111 172H114V173H115L114 170H112ZM128 172H130V171H128ZM128 172H127V173H128ZM131 172H132V171H131ZM134 172H135V171H134ZM134 172H133V173H134ZM140 172H141V171H140ZM140 172H139V173L136 172V173H138V174L140 175V174H141ZM66 173H67V171H66ZM91 173H93V172H91ZM100 173H99V174H100ZM154 173H155V172H154ZM158 173H160V172L158 171ZM171 173H172V172H171ZM202 173H203V172H202ZM208 173H209V172H208ZM51 174H52V175H51L50 177L53 176V178H54L55 174H54V173H51ZM53 174H54V175H53ZM69 174H70V173H69ZM74 174H75V172H74ZM74 174H73V175H74ZM88 174H89V173H88ZM88 174H86V175H88ZM99 174H98V175H99ZM101 174H102V173H101ZM103 174H104V173H103ZM111 174H112V173H111ZM131 174H132V173H130V175H131ZM138 174H136L135 176H137ZM47 175H48V174H47ZM47 175H46V176H47ZM57 175H58V174H57ZM66 175H67V174H66ZM86 175H85V176H86ZM91 175H92V174H91ZM96 175H97V174H96ZM98 175H97V176H98ZM114 175H115V174H114ZM122 175H124V177H125V175H126V176H129V174L127 175V174H125V172H124V174H122ZM152 175H154V174H152ZM159 175H160V174H159ZM185 175H186V174H185ZM197 175H198V174H197ZM60 176H61V175H59V177H60ZM67 176H68V175H67ZM67 176H66V177H67ZM76 176H77V175H76ZM115 176H116V175H115ZM117 176L120 177L119 180H121V175L119 176V173H118ZM135 176H133V177H135ZM161 176H162V173H161ZM186 176H187V175H186ZM47 177H48V176H47ZM50 177H49V179H50ZM59 177H56V176H55V178H57L56 181L59 180L60 183H61V178H63V177H62V176H61L60 178H59ZM74 177H75V176H74ZM82 177H83V176H82ZM93 177H94V176H93ZM95 177H96V176H95ZM95 177H94V178H95ZM111 177L113 178V176H111ZM155 177H156V176H155ZM155 177H154V179H155ZM162 177H163V176H162ZM198 177H200V175H199ZM201 177H202V176H201ZM208 177H209V176H208ZM208 177H207V178H208ZM45 178H46V177H45ZM53 178H52V179H53ZM64 178H65V177H64ZM76 178H78V177H76ZM88 178H89V176H88ZM91 178H92V177H91ZM127 178H128V177H125V179H127ZM136 178H137V177H136ZM146 178H147V177H146ZM157 178H158V177H157ZM183 178H184V177H183ZM47 179H48V178H47ZM47 179H46V180H47ZM82 179H84V178H82ZM82 179H80V180H82ZM97 179H100V177H97ZM114 179H115V177H114ZM116 179H117V177H116ZM125 179H124V180H125ZM131 179H132V177H131ZM138 179H139V178H137V180H138ZM141 179L143 180L144 178H141ZM176 179H177V178H176ZM197 179H198V178H197ZM201 179H203V178H201ZM205 179H206V178H205ZM50 180H51V179H50ZM50 180H47L48 183L50 182ZM68 180H71V179H68ZM77 180H78V179H77ZM77 180H76V181H77ZM91 180H92V179H91ZM93 180H94V179H93ZM122 180H123V179H122ZM122 180H121V181H122ZM129 180H130V179H129ZM134 180H136V179H134ZM162 180H163V178L161 179V181H162ZM166 180H167V178H166ZM182 180H183V179H182ZM199 180H200V179H199ZM210 180H211V179H210ZM52 181H53V180H52ZM52 181H51V182H52ZM84 181H85V180H84ZM101 181H102V180H101ZM121 181H119V182H121ZM172 181H173V180H172ZM177 181H180V180H177ZM185 181H186V180H185ZM189 181H190V180H189ZM191 181H193V180L191 179ZM194 181H195V180H194ZM203 181H205V180H203ZM250 181H251V180H250ZM71 182H72V181H71ZM74 182H75V181H74ZM92 182H93V181H92ZM92 182H91V183H92ZM127 182H128V181H127ZM129 182H130V181H129ZM129 182H128V183H129ZM169 182H171V181L169 180ZM173 182H174V181H173ZM201 182H202V181H201ZM208 182H209V181H208ZM53 183H54V182H53ZM60 183H59V184H60ZM81 183H83V182H81ZM91 183H90V184H91ZM93 183H94V182H93ZM95 183H96V181H95ZM107 183H108V182H107ZM107 183H105V186H106ZM122 183H123V181H122ZM128 183H127V184H128ZM130 183H131V182H130ZM130 183H129V185H130ZM134 183L136 184V182H134ZM137 183H138V182H137ZM148 183H149V182H148ZM171 183H172V182H171ZM181 183H183V182H181ZM214 183H216V182L214 181ZM221 183H222V182H221ZM221 183H220V185H222ZM226 183H227V182H226ZM66 184H67V183H66ZM72 184H73V183H72ZM90 184H89V185H90ZM103 184H104V183H103ZM120 184H121V183H120ZM123 184H124V183H123ZM191 184H192V183H191ZM228 184H229V183H228ZM245 184H246V183H245ZM247 184H248V182H247ZM91 185L93 186L94 184H91ZM143 185H144V184H143ZM146 185H147V184H146ZM146 185H145V186H146ZM170 185H171V184H170ZM172 185H173V183H172ZM185 185H186V184H185ZM195 185H196V187H197V183H196ZM209 185H210V184H209ZM211 185H212V184H211ZM215 185H217V184H215ZM220 185H219V186H220ZM223 185H224V184H223ZM226 185H227V184H226ZM67 186H68V185H67ZM67 186H66V187H67ZM71 186H72V185H71ZM73 186H74V185H73ZM83 186H85V185L83 184L81 187H83ZM92 186H90V188H91ZM105 186H104V188H105ZM149 186H150V184H149ZM152 186H153V185H152ZM178 186H179V185H178ZM193 186H194V185H193ZM203 186H204V187H207L206 185H204V183H203ZM224 186H225V185H224ZM55 187H57V185H56ZM66 187H65V188H66ZM74 187H77V186H74ZM74 187H73V188H74ZM86 187H89V186H86ZM126 187H127V185H126ZM133 187H134V186H133ZM135 187H136V186H135ZM137 187H138V186H137ZM150 187H151V186H150ZM196 187H194V188H196ZM208 187H209V186H208ZM214 187H215V186H214ZM214 187H213V188H214ZM216 187H218V186H216ZM250 187H251V186H250ZM254 187H255V186H254ZM51 188H53V187H51ZM83 188H84V187H83ZM94 188H95V187H94ZM104 188H102V189H104ZM109 188H110V186H109ZM127 188H128V187H127ZM130 188H131V187H130ZM151 188H152V187H151ZM156 188H157V187H156ZM162 188H163V187H162ZM170 188H171V187H170ZM225 188H226V187H225ZM225 188H224V191L226 190ZM229 188H230V187H229ZM229 188H228V189H229ZM242 188H243V187H242ZM66 189H67V188H66ZM70 189H71V188H70ZM79 189H80V188H78L77 190L79 191ZM86 189H88V188H86ZM91 189H92V188H91ZM110 189H111V188H110ZM110 189H109V191H110ZM143 189H144V187H143ZM145 189H146V191L150 190L149 188H148V190H147L146 187H145ZM152 189H154V186H153ZM188 189H189V187H188ZM206 189H207V188H206ZM210 189H211V188H209V190H210ZM214 189H215V188H214ZM230 189H231V188H230ZM254 189L257 190L256 188H254ZM259 189H260V188H259ZM49 190H50V189H48V194L51 195V194L49 193ZM73 190H74V189H73ZM73 190H72V191H73ZM105 190H107V189L105 188ZM112 190H114V188H113ZM125 190H128V189L125 188ZM132 190H134V189L131 188V192H130V193H132ZM141 190H142V189H140V191H141ZM156 190H160V191L162 192L161 189H158V188H157ZM165 190H166V189H165ZM167 190L169 191L168 188H167ZM171 190H172V189H170V191H171ZM174 190H175V189H174ZM185 190H186V189H185ZM194 190H196V189H194ZM194 190H193V188H192V190H190V191H191V192H189V193H190V196H191L192 191H193V193H194ZM201 190H204V189L202 188ZM212 190H213V189H212ZM219 190H221V189H219ZM233 190L235 191V189H233ZM246 190H247V189H246ZM50 191H51V190H50ZM72 191H71V192H72ZM90 191H91V190H90ZM90 191H89V192H90ZM109 191H108V192H109ZM117 191L119 192V190H117ZM117 191L114 190L113 193H115V192H117ZM120 191H121V190H120ZM136 191L138 192L139 190L136 189L135 192H136ZM146 191L144 192V195H145ZM153 191H154V190H153ZM188 191H189V190H188ZM217 191H218V190H217ZM221 191H223V190H221ZM250 191H251V188H250ZM250 191H249V192H250ZM54 192H56V191L54 190ZM76 192H77V191H76ZM79 192H84V191H79ZM85 192H87V191H85ZM85 192H84V193H85ZM94 192H96V191H94ZM94 192H93V190H92V193H94ZM97 192H99V191H97ZM108 192H106V193H108ZM111 192H112V191H111ZM185 192H186V191H185ZM201 192H202V191H201ZM201 192H200L199 194H201ZM206 192H207V191H206ZM212 192H213V191H212ZM225 192H226V191H225ZM229 192H230V191H229ZM236 192H237V191H236ZM242 192H243V191H242ZM242 192H241V193H242ZM106 193H105V194H106ZM122 193H124V192H120V194H122ZM125 193H126V192H125ZM141 193H142V192H141ZM159 193H160V192H159ZM159 193H158L157 195H159ZM164 193H166V191H165ZM164 193H163L162 195H165ZM167 193H168V192H167ZM175 193H176V191H175ZM187 193H188V192H187ZM193 193H192V194H193ZM208 193H209V191L207 192V194H208ZM210 193H211V192H210ZM227 193H228V192H227ZM244 193H245V192H244ZM246 193H247V191H246ZM256 193H257V192H256ZM32 194H33V193H32ZM56 194H57V193H56ZM73 194H74V193H73ZM98 194H99V193H98ZM108 194H110V193H108ZM108 194H107V195H108ZM117 194L120 195L119 193H117ZM211 194H212V196H213V193H211ZM231 194H232V192H231ZM235 194H238V193H235ZM75 195H78V193L75 194ZM80 195H81V194H80ZM91 195H92V194H91ZM91 195H90V196H91ZM100 195H101V193L99 194V196H100ZM110 195H111V194H110ZM110 195H109V196H110ZM130 195L132 196V194H130ZM144 195H143V198H142L141 196H140L139 198L144 199V197H145ZM153 195H155V194H153ZM160 195H161V193H160ZM160 195H159V197H160V199H161L162 197H161ZM170 195H174V193L172 194V191H171V194H170ZM170 195H168L167 198H169ZM195 195H196V194H194L193 197H195ZM215 195H216V193L214 194V196H215ZM221 195H222V194H221ZM246 195H247V194H246ZM252 195H253V194H252ZM41 196H42L41 198L44 197L43 195H41ZM52 196H53V195H52ZM52 196H49V198H50V197L52 198ZM56 196H59V195H54L53 198L56 197ZM62 196H63V195H62ZM70 196H71V195H70ZM70 196H69V197H70ZM78 196H79V195H78ZM81 196H82V195H81ZM81 196H80V197H81ZM83 196H84V195H83ZM83 196H82V197H83ZM85 196H87V193H86ZM99 196H98V197H99ZM104 196H105V195H104ZM104 196H103V197H104ZM114 196H115V194H114ZM134 196H135V195H134ZM136 196H137V195H136ZM155 196H156V195H155ZM182 196H183V197H184V196L186 197V195H182ZM204 196H205V195H204ZM216 196H217V195H216ZM229 196H231V195H229ZM247 196H248V195H247ZM47 197H48V196H47ZM65 197H67V196H65ZM71 197H73V196H71ZM71 197H70V198H71ZM98 197H97V198H98ZM103 197L101 196V197L98 198V199L101 200ZM111 197H112V195H111ZM156 197H157V196H156ZM171 197H172V196H171ZM171 197H170V198H171ZM187 197H188V195H187ZM193 197H191V198H193ZM205 197H206V196H205ZM34 198H36V197H34ZM45 198H46V197H45ZM51 198H50V200H51ZM53 198H52V200H53ZM56 198H57V197H56ZM74 198H75V197H74ZM74 198H73V199H74ZM87 198H88V196H87ZM91 198H94V196L92 195ZM97 198H96V199H97ZM104 198H105V197H104ZM104 198H103V200H104ZM114 198H117V197H114ZM123 198H125V197H123ZM135 198H136V197H135ZM135 198H134L133 200H135ZM145 198H146V197H145ZM154 198H155V197H154ZM154 198H153V199H154ZM164 198L166 199L165 196L163 197V199H164ZM177 198H179V197H177ZM191 198H189V199H191ZM208 198H210V196H209ZM217 198H218V196H217ZM257 198H258V197H257ZM257 198H256L255 200H257ZM262 198H263V197H262ZM43 199H44V198H43ZM46 199H47V198H46ZM57 199H58V198H57ZM98 199H97V200H98ZM106 199H107V200H106L105 202H107V201H110V202H111V200H109L108 197H107ZM126 199L128 200L129 198H126ZM130 199H132V197H131ZM137 199H138V198H137ZM146 199H147V198H146ZM160 199H159L158 202H161ZM171 199H172V198H171ZM180 199H181V198H180ZM182 199H183V198H182ZM186 199H187V198H186ZM186 199L184 200V202H183V201H179V202H183V204H185L186 201H187ZM211 199H212V197H211ZM237 199L239 200V198H237ZM251 199H252V197H251ZM52 200H51V201H52ZM69 200H70V199H69ZM77 200H78V198H77ZM79 200H80V199H79ZM116 200H117V199H116ZM127 200H126V201H127ZM133 200H132V201H133ZM156 200H157V199H156ZM167 200H168V199H167ZM178 200H179V199H178ZM191 200H192V199H191ZM200 200H201V199H200ZM228 200H229V199H228ZM43 201H46V203H47L48 200H43ZM55 201H57V200H55ZM64 201H65V200H64ZM73 201H74V200H73ZM73 201H72V202H73ZM83 201L85 202L84 199H83ZM117 201H118V204H119L120 199L117 200ZM132 201H131V203H132ZM173 201H174V200H173ZM196 201H197V200H196ZM196 201H195V199L193 198V202L195 203V205H196ZM202 201H203V200H202ZM208 201H210V200H208ZM213 201H214V200H213ZM234 201H235V200H234ZM244 201H245V198H244ZM68 202H69V201H68ZM76 202H78V201H76ZM76 202H75V204H76ZM91 202H92V201H91ZM101 202H102V200H101ZM115 202H116V201H115ZM164 202H165V201H164ZM167 202H169V201H167ZM170 202H171V201H170ZM170 202H169V203H170ZM174 202H175V201H174ZM174 202H173V203H174ZM210 202H212V201H210ZM217 202L220 203V201H218V199H217ZM217 202H216V203H217ZM42 203H43V202H42ZM46 203H44V204H46ZM51 203H52V202L49 201L48 205L46 204L47 207H48L49 205H51ZM69 203H70V202H69ZM69 203H68V204H69ZM79 203H81V202H79ZM79 203H78V205H80ZM92 203H93V202H92ZM134 203H135V202H134ZM141 203H142V202H141ZM189 203H192V202H190V200H189ZM194 203H193V204H194ZM199 203H200V202H199ZM213 203H214V202H213ZM221 203H222V202H221ZM241 203H242V202H241ZM241 203H240V204H241ZM250 203H251V202H250ZM260 203H261V202H260ZM44 204H43V206H44ZM72 204H73V203H72ZM96 204H97V202H96ZM114 204H117V203H114ZM114 204H113V205H114ZM151 204H154V203H151ZM151 204H150V205H151ZM161 204H163V203H161ZM161 204H160V205H161ZM177 204H178V203H177ZM204 204H205V203H204ZM244 204H245V203H244ZM244 204H243V205H244ZM46 205H45V208H46ZM69 205H70V204H69ZM73 205H74V204H73ZM78 205H77V206H78ZM99 205H101V204H98V206H99ZM111 205H112V204H111ZM113 205L111 206V208H113V207L115 206V205H114V206H113ZM147 205H148V204H147ZM150 205H149V206H150ZM174 205H175V204H174ZM179 205H180V204H179ZM190 205H191V204H190ZM190 205H189V206H190ZM199 205H201V204H199ZM199 205H198V203H197V206H199ZM206 205H207V204H206ZM210 205H211V204H210ZM212 205H214V204H212ZM212 205H211V206H212ZM258 205H259V204H258ZM59 206H61V205L59 204ZM74 206H75V205H74ZM116 206H117V205H116ZM119 206H120V204H119ZM119 206H118V207H119ZM128 206H129V205H128ZM144 206H145V205H144ZM182 206H183V205H182ZM182 206H181V207H182ZM219 206H220V205H219ZM238 206H239V204H238ZM245 206H246V204H245ZM245 206H243V208H244ZM263 206H264V205H263ZM263 206H262V207H263ZM55 207H57V206H55ZM64 207H65V206H64V204H63V208H64ZM67 207H68V206H67ZM71 207H72V206H71ZM78 207H79V206H78ZM80 207H82V206H80ZM100 207H102V206H100ZM123 207H124V205H123ZM129 207H130V206H129ZM151 207H152V206H151ZM166 207H167V205H166ZM174 207H176V205H175ZM177 207H178V205H177ZM181 207H180V208H181ZM191 207L193 208V206H191ZM191 207H190V209H191ZM201 207H203V206H201ZM201 207H200V208H201ZM214 207L216 208V206H214ZM220 207H223V206H220ZM220 207H219V208H220ZM236 207H237V206H236ZM236 207H235V208H236ZM249 207H252V205H251V206L248 205V208H249ZM253 207H254V206H253ZM35 208H36V207H34V210H35ZM39 208H42V206H39ZM58 208H60V207H57V209H58ZM61 208H62V207H61ZM69 208H70V207H69ZM69 208H68V210H69ZM72 208H74V207H72ZM72 208H71L70 210H72ZM84 208H85V207H84ZM92 208H93V207H92ZM96 208H98V207L96 206ZM111 208H110V209H111ZM114 208L116 209V207H114ZM114 208H113V210L115 211ZM140 208H141V206H140ZM145 208H146V206H145ZM159 208L162 209L161 207H159ZM159 208H157V209L159 210ZM168 208H170V207H168ZM168 208H167V210H168ZM184 208H185V207H184ZM187 208H188V207H187ZM200 208H197V209H200ZM208 208H211V209H212V207H208ZM240 208H241V207H240ZM259 208H260V207H259ZM36 209H37V208H36ZM43 209H44V208H43ZM64 209H65V208H64ZM75 209H76V208H75ZM75 209H74V210H75ZM98 209H101V208H98ZM164 209H166V208L164 207L163 210H164ZM173 209H174V208H173ZM178 209H179V208H178ZM182 209H183V208H182ZM195 209H196V208H195ZM211 209H210V211H211ZM232 209H233V208H232ZM238 209H239V208H238ZM44 210H45V209H44ZM59 210H60V209H58V211H59ZM74 210H73V211H74ZM141 210H142V209H141ZM146 210L148 211V207H147ZM149 210H151V209H149ZM170 210H172V209L170 208L169 211H170ZM180 210H181V209H180ZM185 210H186V209H185ZM192 210H193V209H191V211H192ZM200 210H201V209H200ZM204 210H205V209H204ZM212 210H213V209H212ZM217 210H218V209H217ZM228 210H230V209H228ZM234 210H235V209H234ZM249 210H250V209H249ZM249 210H248V211H249ZM251 210H252V209H251ZM262 210H264V209H262ZM32 211H33V210H32ZM35 211H36V210H35ZM56 211H57V210H56ZM73 211H72V213H73ZM76 211H78V209H76ZM80 211H81V210H80ZM89 211H90V210H89ZM95 211L98 212L97 210H93V212H95ZM101 211H102V210H101ZM101 211H100V212H101ZM103 211H104V210H103ZM105 211H106V210H105ZM153 211H154V210H153ZM164 211H165V210H164ZM188 211H189V210H188ZM194 211H195V210H194ZM205 211H208V210H205ZM235 211H236V210H235ZM238 211H239V210H238ZM238 211L236 212V214L238 213ZM243 211H244V210H243ZM243 211H241V212H243ZM248 211H247V212H248ZM253 211H257V212H258L257 209H255V210H253ZM27 212H28V211H27ZM37 212H38V211H37ZM39 212H40V211H39ZM83 212H84V211H83ZM83 212H82V213H83ZM90 212H91V211H90ZM115 212H116V215H119V213H120V212L118 213V210H116ZM131 212L133 213L132 210L130 211V213H131ZM142 212H143V211H142ZM154 212H156V211H154ZM157 212H159V211H157ZM157 212H156V213H157ZM165 212H166V211H165ZM201 212H202V211H201ZM214 212H216V211H214ZM214 212H213V213H214ZM18 213H19V212H18ZM28 213H29V212H28ZM28 213H27V214H28ZM40 213H41V212H40ZM42 213H44V212H42ZM50 213H51V212H50ZM76 213H77V212H76ZM80 213H81V212H79V214H80ZM87 213H88V212H87ZM87 213H86V214H87ZM98 213H99V212H98ZM108 213H109V212H108ZM117 213H118V214H117ZM140 213H141V212H140ZM144 213H145V212H144ZM168 213H169V212H168ZM175 213H176V211H175ZM179 213H181V212H179ZM182 213H184V211H182ZM188 213H189V212H188ZM193 213H194V212H193ZM196 213H197V211H196ZM198 213H199V211H198ZM207 213H208V212H207ZM220 213H221V212H220ZM232 213H233V212H231V215H233ZM245 213H246V212H245ZM245 213H244V216L247 217V216L245 215ZM31 214H32V212H30V213L28 214V217H29V215H31ZM34 214H35V213H34ZM48 214H49V213H48ZM73 214H74V213H73ZM83 214H84V215H83ZM83 214H82V215L84 216V219H85V216H86V215H85V213H83ZM90 214H91L90 216L92 217V216H93L92 213H90ZM99 214H100V213H99ZM99 214L96 215V216H98V217L96 218V219L98 220V223H99V219H100L99 217L102 216V213H101L100 216H99ZM104 214H106V213H104ZM138 214H139V213H138ZM169 214H170V213H169ZM176 214H178V213H176ZM194 214H195V213H194ZM216 214H218V212H217ZM228 214H229V213H228ZM234 214H235V213H234ZM252 214H253V213H252ZM261 214H262V213H261ZM261 214H260V215H261ZM40 215H41V214H40ZM40 215H38L39 218L41 217ZM46 215H47V213H46ZM50 215H51V214H50ZM59 215H60V214H59ZM88 215H89V214H88ZM108 215H109V214H107V216H108ZM110 215H111V214H110ZM116 215H115V216H116ZM134 215H135V214H134ZM145 215H146V220H147V219L149 218V216H148V218H147V215H148V214L145 213ZM167 215H168V214H167ZM182 215H183V217H184V214H182ZM187 215H188V214H187ZM197 215H198V214H197ZM205 215H206V214H205ZM219 215H221V214H219ZM239 215H240V214H239ZM256 215L258 216L259 214L256 213ZM260 215H259V216H260ZM19 216H21V215L19 214ZM33 216H34V215H33ZM44 216H45V215H44ZM90 216H86V217L90 218ZM103 216H105V215H103ZM103 216H102V217H103ZM112 216H113V214H112ZM112 216H110V217H112ZM140 216H141V215H140ZM159 216H160V214H159ZM159 216H158V218H159ZM161 216H162V215H161ZM171 216H173V214H172ZM185 216H186V215H185ZM234 216H235V215H234ZM262 216H264V215H262ZM28 217H27V219L29 220ZM34 217H35V216H34ZM36 217H37V215H36ZM38 217H37V218H38ZM71 217H72V216H71ZM81 217H82V216H81ZM93 217H95V216H93ZM110 217H109V219H107V220H108L107 222L111 221V220H110ZM116 217H117V216H116ZM152 217H153V216H152ZM162 217H163V216H162ZM175 217H176V216H175ZM195 217H196V216H195ZM197 217H198V216H197ZM212 217H213V216H212ZM260 217H261V216H260ZM260 217H259V218H260ZM37 218H36V219H37ZM41 218H42V217H41ZM78 218H79V217H78ZM88 218H87V219H88ZM98 218H99V219H98ZM113 218H115V217L113 216L111 219L113 220ZM141 218H142V217H141ZM155 218H156V216H155ZM160 218H161V217H160ZM166 218H167V220H168V217H166ZM173 218H174V217H173ZM173 218L171 219V220H172V223H171V224H174V225H175V223L173 222V220H174ZM178 218H179V217H178ZM181 218H182V217H181ZM188 218H189V216H188ZM199 218H200V217H199ZM215 218H217V217H215ZM255 218H256V217H255ZM261 218H262V217H261ZM0 219H2V215H1V218H0ZM103 219H104V218H103ZM117 219H118V218H117ZM117 219H115V220H117ZM169 219H170V217H169ZM179 219H180V218H179ZM185 219H187V218H185ZM235 219H236V218H235ZM235 219H234V220H235ZM263 219H264V218H263ZM2 220H4V218H3ZM32 220H33V219H32ZM37 220H38V219H37ZM43 220H44V219H43ZM167 220H166V221H167ZM176 220H177V219H176ZM182 220H183V218H182ZM187 220H188V219H187ZM201 220H202V218H201ZM201 220H200V221H201ZM220 220H221V219H220ZM223 220H224V217H223ZM242 220H243V219H242ZM255 220H256V219H255ZM255 220H254L253 222H255ZM257 220H258V219H257ZM30 221H31V219H30ZM35 221H36V220H35ZM40 221H42V219H41ZM78 221H79L80 223H82L83 219H82V221L78 219ZM85 221H86V220H85ZM89 221H92V222H93V220H88V223H89ZM101 221H102V220H101ZM118 221H119V223L121 224V226H119L120 224H118V226H119L120 229H121L123 223L120 222V220H118ZM136 221H137V220H136ZM183 221H185V220H183ZM190 221H191V220H190ZM200 221H198V223H199ZM226 221H227V220H226ZM226 221H225V222H226ZM259 221H262V220L260 219ZM259 221L257 222V224H259V226H260ZM38 222H39V221H38ZM83 222H84V221H83ZM94 222H95V221H94ZM102 222H104V221H102ZM102 222L100 223V227L102 226ZM141 222H142V221H141ZM146 222H147V221H146ZM157 222H158V221H157ZM188 222H189V221H187L186 223H188ZM219 222H221V221H219ZM1 223H2V222L0 221V228H3V227H2V226H3V223H2V226H1ZM28 223H29V222H28ZM47 223H48V222H47ZM49 223H50V222H49ZM105 223H106V222H105ZM105 223H104V224H105ZM111 223H112V221H111ZM114 223H115V221H113L112 224L114 225ZM117 223H118V222H117ZM158 223H160V222H158ZM165 223H167V222H165ZM181 223H183V222H181ZM216 223H217V222H216ZM14 224H15V223H14ZM17 224H20V223L18 222ZM32 224H33V223H32ZM82 224H83V223H82ZM148 224H149V223H148ZM171 224H170L169 226H172ZM219 224H220V223H219ZM223 224L226 225L227 223H224V222H223ZM15 225H16V224H15ZM24 225H26V224H24ZM27 225L29 226L30 224H27ZM27 225H26V226H27ZM42 225H44V224H42ZM78 225H79V227L81 226L80 224H78ZM83 225H84V224H83ZM86 225H88V224H86ZM94 225H97V224L94 223ZM94 225H93V226H94ZM106 225H108V224H106ZM115 225H116V224H115ZM115 225H114V226H115ZM125 225H126V224H125ZM156 225H157V224H156ZM165 225H167V224H165ZM179 225H181V224H179ZM179 225H178V227H179ZM192 225H193V224H192ZM197 225H198V224H197ZM212 225H213V224H212ZM221 225H222V224H221ZM225 225H222V226H224V228H225V227L227 226V225H226V226H225ZM229 225H230V224H229ZM255 225H256V223H255ZM10 226H12V225H10ZM28 226H27V227H28ZM89 226H90V225H89ZM108 226H112V225H108ZM142 226H143V224H142ZM167 226H168V225H167ZM169 226H168V229L170 230V227H169ZM182 226H183V225H182ZM189 226H190V225H189ZM217 226H218V225H217ZM217 226H216V227H217ZM7 227H8V224H7V226L5 227V230H6ZM15 227H16V226H15ZM17 227H21V226L19 225V226H17ZM17 227H16V228H17ZM22 227H23V225H22ZM83 227H85V226H83ZM100 227H99V228H100ZM123 227H125V226L123 225ZM172 227H173V226H172ZM174 227H176V226H174ZM183 227H184V226H183ZM183 227H182L181 229H183ZM196 227H197V226H196ZM212 227H213V226H212ZM216 227H215V228H216ZM220 227H221V226H220ZM229 227H230V226H229ZM229 227H228V228H229ZM233 227H234V226H232V228H233ZM238 227H239V226H238ZM16 228H14V230H15ZM76 228H77V227H76ZM86 228H89V227H86ZM86 228H85V229H86ZM110 228H111V227H110ZM190 228H191V227H190ZM199 228H200V227H199ZM218 228H219V227H218ZM258 228H259V227H258ZM8 229H9V228H8ZM17 229H18V228H17ZM17 229H16V230H17ZM19 229H20V228H19ZM27 229H28V228H27ZM32 229H33V228H32ZM34 229L37 230V228H34ZM38 229H39V228H38ZM43 229H44V228H43ZM95 229H97V228H95ZM105 229H106V228H105ZM105 229H104V231H105ZM171 229H172V228H171ZM175 229H178V228L176 227ZM188 229H189V227H188ZM229 229H231V228H229ZM3 230H4V229H3ZM5 230H4V231H5ZM14 230H13V231H14ZM30 230H31V229H30ZM91 230H92V229H91ZM99 230H101V229H99ZM111 230H114V229L111 228ZM124 230H125V229L122 228V232H120V231H118V232H120V233L122 234V233H124V232H123ZM183 230H184V229H183ZM185 230H186V228H185ZM193 230H194V229H193ZM193 230H192V231H193ZM198 230H199V229H198ZM207 230H208V229H207ZM218 230H220V229H218ZM258 230H260V229H258ZM263 230H264V229H263ZM4 231H2V232H4ZM8 231H11V230L9 229ZM56 231H57V230H56ZM94 231H98V230H94ZM94 231H93V232H94ZM101 231H103V230H101ZM104 231H103V232H104ZM108 231H110V229H109ZM108 231H105V235H107L106 232H108ZM133 231H134V229H133ZM179 231H180V230H179ZM181 231H182V230H181ZM188 231H189V230H188ZM188 231H186V232H188ZM194 231H195V230H194ZM14 232H15V231H14ZM14 232H13V234H15ZM34 232H35V230H34ZM34 232H33V233H34ZM88 232H89V231H88ZM98 232H100V231H98ZM103 232H100V233H102V234H101L102 237H103ZM112 232H113V231H111V234H113ZM173 232L175 233V230H174ZM182 232H183V231H182ZM198 232H199V231H198ZM209 232H212V231L210 230ZM215 232H217V231H215ZM218 232H219V231H218ZM230 232H231V231L229 230V233H230ZM260 232H261V231H260ZM6 233H7V231H6ZM20 233H21V232H20ZM28 233H30V232H28ZM35 233H38V232H35ZM100 233H99V236H100ZM115 233H117V232L115 231ZM146 233H147V232H146ZM171 233H172V231H171ZM183 233H185V232H183ZM207 233H208V232H207ZM245 233H246V232H245ZM253 233H254V232H253ZM0 234H1V233H0ZM13 234H12V235H13ZM22 234H23V233H22ZM22 234H21V235H22ZM26 234H27V230H26ZM38 234H39V233H38ZM43 234H44V233H43V231H42V235H43ZM91 234H93V233L91 232L90 235H91ZM125 234H126V233H125ZM125 234H124V235H125ZM131 234H132V232H131ZM133 234H134V233H133ZM180 234H181V233H180ZM180 234H179V235H180ZM187 234H188V235H189V234H192V232H191V233H187ZM222 234H223V231H222ZM256 234H258V233H256ZM1 235H2V234H1ZM8 235H9V234H8ZM19 235H20V234H19ZM23 235H25V234H23ZM31 235H32V233H31ZM36 235H37V234H36ZM55 235H56V234H55ZM88 235H89V234H86L87 237H90V235H89V236H88ZM96 235H97V233H96ZM105 235H104V238L106 237ZM108 235H109V234H108ZM119 235H120L119 233H118V235L115 234L116 241H117V237H116V236H119ZM128 235L130 236V234H128ZM176 235H178V234L176 233ZM192 235H194V234H192ZM208 235H209V234H208ZM210 235H211V234H210ZM215 235H216V234H215ZM242 235H243V234H242ZM247 235H249V234H247ZM247 235H246V237H247ZM10 236H11V235H9L10 240L12 239V237H15L14 235H13L12 237H10ZM93 236H94V235H93ZM101 236L98 238V240H99L100 243L103 241L102 239H104V238H101ZM112 236L114 237V235H110V237H112ZM131 236H132V235H131ZM131 236H130V238H131ZM170 236L173 237V236H175V235H173V236L170 235ZM180 236H181V235H180ZM189 236H190V235H189ZM213 236H214V235H213ZM229 236H230V235H229ZM244 236H245V234H244ZM261 236H262V235H261ZM4 237H6V236H4ZM16 237H17V236H16ZM19 237H21V236H19ZM22 237H23V236H22ZM33 237H34V236H33ZM58 237H59V235H58ZM80 237H81V239H82V236H80ZM91 237H92V236H91ZM91 237H90V238H91ZM97 237H98V236H97ZM97 237H96V238H97ZM107 237H108V236H107ZM107 237H106V238H107ZM133 237L138 238V237H136V236H134V235H133ZM147 237H149V236H147ZM166 237H167V235H166ZM175 237H176V236H175ZM184 237H185V235H184ZM184 237L181 236L182 241H183V238H184ZM194 237H195V236H194ZM202 237H203V236H202ZM202 237H201V238H202ZM256 237H257V236H256ZM256 237H255V238H256ZM263 237H264V236H263ZM6 238H8V237H6ZM9 238H8V239H9ZM29 238H30V237H29ZM29 238H28V239H29ZM39 238H40V237H39ZM59 238H60V237H59ZM85 238H86V237H85ZM85 238H84L83 243H85V241H86L87 239L89 240V238H87V239H85ZM93 238H94V237H92V239H93ZM100 238H101V240H100ZM108 238H109V237H108ZM115 238H113V240H114ZM163 238H164V237H162V239H163ZM176 238H179V237L177 236ZM185 238H186V237H185ZM190 238H191V236H190ZM204 238H206V237H204ZM215 238H216V237H215ZM257 238H258V237H257ZM2 239H3V236H2ZM15 239H16V238H15ZM30 239H31V238H30ZM32 239H33V238H32ZM62 239H63V238H62ZM92 239H90V240H92ZM118 239H119V238H118ZM121 239H123V237H121ZM138 239H139V238H138ZM149 239H150V237H149ZM162 239H161V240H162ZM174 239H175V238H174ZM194 239L196 240V238H194ZM194 239H193V240H194ZM209 239H211V238H209ZM229 239L231 240L230 237H229ZM26 240H27V239H26ZM46 240H47V239H46ZM49 240H50V239H49ZM88 240H87V241H88ZM90 240H89V241H90ZM94 240H96V239L94 238ZM94 240H92V242H90V243L88 244V247H89V248H90V245H91L92 243L94 244V242H93ZM107 240H108V239H107ZM119 240H120V239H119ZM119 240H118L117 242H119ZM132 240H134L135 242L137 241V240H135V239H133V238H132ZM150 240H152V238H151ZM166 240H167V239H166ZM168 240L171 241V239H168ZM172 240H173V238H172ZM175 240H176V239H175ZM177 240H178V239H177ZM180 240H181V239H180ZM184 240H185V239H184ZM193 240H192V241H193ZM205 240H206V239H205ZM205 240H202V243H203V244H205V243H204ZM212 240H213V239H211V240H209V241H212ZM216 240H217V239H216ZM232 240H233V238H232ZM250 240H252V238H251ZM0 241H1V240H0ZM19 241H21V240H19ZM23 241H24V238H23ZM31 241H32V240H31ZM35 241H36V240H35ZM42 241H43V240H42ZM42 241H40V242H42ZM53 241H54V240H53ZM96 241H97V240H96ZM96 241H95V244H97ZM111 241H112V240H111ZM116 241H115V242H116ZM159 241H160V240H158V242H159ZM173 241H174V240H173ZM173 241H172V242H173ZM207 241H208V240H207ZM228 241H229V240H228ZM228 241H226V242H228ZM45 242H46V241H45ZM80 242H81V241H80ZM97 242H98V241H97ZM108 242H109V241H108ZM138 242H139V241H138ZM138 242H137V243H138ZM178 242H179V241L175 242V244H178ZM189 242H191L190 239H189ZM194 242H195V241H194ZM198 242H200V241H198ZM205 242H206V241H205ZM213 242H214V241H213ZM217 242H218V241H217ZM217 242H216V243H217ZM237 242H238V241H236V242H234V243H237ZM16 243H17V242H16ZM26 243H27V242H26ZM26 243L24 242V244H26ZM47 243H48V240H47ZM49 243H50V241H49ZM52 243H53V242H52ZM71 243H72V242H71ZM103 243L105 244V243H107V241L105 242V239H104V241L102 242V245H103ZM110 243H111V242H109V244H110ZM112 243H114V242H112ZM125 243H126V242H125ZM143 243H144V242H143ZM152 243H153V242H152ZM167 243H168V241H167ZM181 243H182V242L180 241L179 244L181 245ZM196 243H197V242H196ZM224 243H225V242H224ZM224 243H223V244H224ZM231 243H232V242H231ZM240 243H241V242H240ZM0 244H1V247H2V243H0ZM9 244H11V243H9ZM22 244H23V243H22ZM22 244H21V245H22ZM27 244H28V243H27ZM31 244H32V243H31ZM85 244H86V243H85ZM116 244H117V243H116ZM135 244H136V243H135ZM145 244H146V243H145ZM191 244H192V242H191ZM191 244H189L188 247H191V246H190ZM200 244H201V243H200ZM212 244H213V243H212ZM214 244H215V243H214ZM253 244H254V243H253ZM4 245H6V241H5V244H4ZM17 245H18V244H17ZM17 245H16V247H17ZM47 245H48V244H47ZM59 245H60V244H59ZM107 245H108V243H107ZM117 245H118V244H117ZM148 245H150V244H148ZM153 245H157V243H156V244H153ZM193 245H194V244H193ZM195 245H196V244H195ZM195 245H194V246H195ZM210 245H211V244H210ZM210 245H209V246H210ZM220 245H221V244H220ZM238 245H239V244H238ZM242 245H243V244H242ZM25 246H26V245H25ZM51 246H52V244H51ZM92 246H93V245H92ZM94 246H95V245H94ZM110 246H111V245H110ZM136 246H137V245H136ZM181 246H182V245H181ZM200 246H201V245H200ZM216 246H217V245H216ZM247 246H248V245H247ZM54 247L57 248V245L55 244ZM66 247H67V246H66ZM144 247L147 248L148 246H144ZM144 247H143L142 250L140 249V251H143V250H144ZM205 247H206V246H205ZM26 248H27V247H26ZM43 248H44V247H43ZM49 248H50V247L47 246V249H49ZM51 248H52V247H51ZM63 248H64V246H63ZM93 248H95V247H93ZM110 248H112V247H110ZM110 248H108V250H109L108 252H111V251H110ZM140 248H142V246H141ZM160 248H163V247L161 246ZM160 248H159V249H160ZM172 248H173V247H172ZM196 248H197V247H196ZM202 248H204V245L202 246ZM214 248H216V247H214ZM219 248H220V247H219ZM244 248H245V247H244ZM11 249H12V248H11ZM21 249H22V247H21ZM44 249H45V248H44ZM44 249H43V250H44ZM61 249H62V247H61ZM65 249H67V248H64L63 251H65ZM167 249H168V248H166V250H165V249H164V250H165V251H168ZM174 249L176 250V249H179V248H176V246H174ZM180 249H181V248H180ZM220 249H221V248H220ZM3 250H4V248H3ZM5 250H6V248H5ZM7 250H8V249H7ZM54 250H55V249H54ZM86 250H88V249H86ZM99 250H100V249H99ZM101 250H102V249H101ZM137 250H138V249H137ZM137 250H136V251H137ZM147 250H148V248H147ZM196 250H197V249H196ZM211 250H212V249H211ZM218 250H219V249H218ZM36 251H37V250H36ZM57 251H58V250H55V252H57ZM61 251H62V250H61ZM63 251H62V252H63ZM84 251H85V249H84ZM113 251H114V250H113ZM157 251H158V249H157ZM157 251L154 250V252H157ZM176 251H177V250H176ZM181 251L184 252L183 250H181ZM186 251H187V250H186ZM191 251H193V250H191ZM207 251H208V250H207ZM33 252H34V251H33ZM51 252H54V251L51 250ZM55 252H54V253H55ZM89 252H90V251H89ZM97 252H98V249H97ZM97 252H95V253H97ZM103 252H104V250H103ZM103 252H101V254H105V253H107L106 250H105V253H103ZM143 252H144V251H143ZM162 252H163V250H162ZM170 252H171V251H170ZM173 252H174V251H173ZM178 252H179V251H178ZM194 252H195V251H194ZM5 253H6V252H5ZM5 253H3V254H5ZM39 253H40V252H39ZM42 253H43V252H42ZM60 253H61V252H60ZM68 253H69V252H68ZM99 253H100V251L98 252L97 255H99ZM136 253H137V252H136ZM145 253H146V252H145ZM147 253H148V252H147ZM147 253L144 255L145 260L148 259V258H147ZM179 253H180V252H179ZM187 253H190V252H187ZM248 253H249V252H248ZM3 254H1V255L4 256ZM37 254H38V253H37ZM45 254H46V253H45ZM49 254H50V253H49ZM107 254H108V253H107ZM107 254H106V256H108ZM138 254H140V252H139ZM169 254H172V253H168L167 255L165 254V256H168ZM175 254H176V253H175ZM182 254H184V253H182ZM192 254H193V253H192ZM208 254H209V253H208ZM43 255H44V254L41 255L42 258H43ZM50 255H52V254H50ZM57 255L60 256V254H58V253H57ZM61 255H62V254H61ZM84 255H85V254H84ZM84 255H83V256H84ZM109 255H111V254H109ZM112 255H113V254H112ZM158 255H159V253H158ZM158 255H156V258H158V257H157ZM162 255H163V253H162ZM185 255H186V254H185ZM185 255H182V256H185ZM187 255H188V254H187ZM190 255H191V254H190ZM196 255H197V254H196ZM6 256H7V255H6ZM22 256H24V255H22ZM64 256H65V255H64ZM83 256H82V257H83ZM104 256H105V255H104ZM115 256H116V255H114V257H115ZM138 256H140V255H138ZM153 256H154V255H153ZM165 256L163 255V257H165ZM171 256H172V255H171ZM182 256H181V257H182ZM192 256H193V255H192ZM197 256H199V255H197ZM215 256H216V255H215ZM259 256H260V255H259ZM9 257H10V256H9ZM45 257H46V256H45ZM49 257H50V256H49ZM60 257H61V256H60ZM110 257H111V256H109V258H110ZM144 257H143V258H144ZM154 257H155V256H154ZM163 257H162V259H164ZM169 257H170V255H169ZM169 257H167V258H169ZM176 257H177V256H176ZM178 257H179V256H178ZM178 257H177V258H178ZM205 257H206V256H205ZM205 257H204V259H205ZM208 257H209V256H208ZM251 257H253V256H251ZM251 257H250V258H251ZM26 258H27V257H26ZM26 258H25V259H26ZM36 258L39 259V257H36ZM36 258H35V260H36ZM53 258H54V256H53ZM53 258L50 257L51 260H52ZM58 258H59V257H58ZM99 258H100V257H99ZM111 258H112L113 261H115V259L113 258V256H112ZM146 258H147V259H146ZM167 258H166V259H167ZM171 258H174V256H172ZM171 258H169V259L171 260ZM185 258H186V257H185ZM187 258H188V257H187ZM199 258H200V257H199ZM211 258H212V257H211ZM250 258H249V259L247 258V259H248L247 261H250ZM1 259H2V258H1ZM3 259H5V257H4ZM9 259H10V258H8V260H9ZM44 259L47 260V258H44ZM44 259H43V261H44V264H45V260H44ZM48 259H49V258H48ZM50 259H49V262L47 261L48 264H52V263H50V261H51ZM95 259H96V258H95ZM138 259H139V258H138ZM151 259H153V258L151 257ZM154 259H155V258H154ZM158 259H160V258H158ZM162 259H160V260H162ZM166 259H165V260H166ZM190 259H191V258L189 257V260H190ZM194 259H195V258H194ZM204 259H203V260H204ZM256 259H257V258H256ZM18 260H20V259L18 258ZM27 260H28V258H27ZM55 260H56V259H54V264H55ZM59 260H61V259H59ZM96 260H97V259H96ZM140 260H141V259H140ZM140 260H139V261H140ZM149 260H150V259H149ZM156 260H157V259H156ZM174 260H175V259H174ZM177 260H178V259H177ZM177 260H175V261H177ZM181 260H182V259H181ZM183 260H185V259L183 258ZM195 260H196V259H195ZM4 261H7V260L5 259ZM9 261H11V259H10ZM31 261H32V260H31ZM31 261H30V264H31ZM43 261H41V262L43 263ZM56 261H57V260H56ZM91 261H92V260H91ZM91 261H90V262H91ZM103 261H105V260L103 259ZM113 261H110V262L112 263ZM139 261H138V262H139ZM147 261H148V260H147ZM185 261H186V263H185ZM185 261H184V263L187 264V261H188V260H185ZM190 261H191V260H190ZM200 261H202V260L200 259ZM245 261H246V260H245ZM262 261H263V260H262ZM20 262H22V261H20ZM24 262L26 263V260H25ZM27 262H28V261H27ZM32 262H33V261H32ZM65 262H66V261H65ZM81 262H82V261H81ZM96 262H97V261H96ZM96 262L94 261V264H95ZM116 262H117V261H116ZM116 262H115V263H116ZM138 262H137V263H138ZM148 262H149V261H148ZM166 262H167V260H166ZM192 262H193V261H192ZM203 262H204V261H203ZM217 262H219V260H218ZM217 262H216V264H217ZM251 262H252V261H251ZM1 263H2V262H1ZM1 263H0V264H1ZM111 263H109V264H111ZM140 263H141V262H140ZM158 263H159V260H158ZM160 263H161V264H162V263L164 264V262H160ZM180 263H181V262H180ZM207 263H208V261H207ZM236 263H237V261H236ZM244 263H245V262H244ZM244 263H242V264H244ZM8 264H10V263L8 262ZM16 264H17V263H16ZM22 264H24V263H22ZM33 264H34V263H33ZM37 264H39V263H37ZM58 264H59V263H58ZM60 264H62V263L60 262ZM83 264H84V263H83ZM85 264H87V262H86ZM165 264H166V263H165ZM176 264H178V263H176ZM189 264H190V263H189ZM192 264H193V263H192ZM195 264H196V263H195ZM198 264H201V263H198ZM246 264H247V263H246ZM249 264H250V263H249ZM253 264H254V263H253Z\"/></svg>",
    "mask_w": 264,
    "mask_h": 264
}]
</instances>
